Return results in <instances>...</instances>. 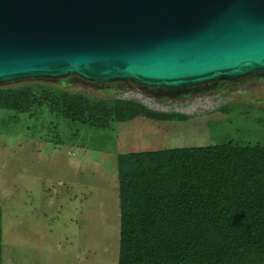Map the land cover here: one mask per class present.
Returning <instances> with one entry per match:
<instances>
[{"label":"rangeland","instance_id":"374dc122","mask_svg":"<svg viewBox=\"0 0 264 264\" xmlns=\"http://www.w3.org/2000/svg\"><path fill=\"white\" fill-rule=\"evenodd\" d=\"M47 86L89 99H130L183 119L94 129L51 117L0 111V264H117L116 156L233 143L264 147V78L154 97L121 83L35 80L0 90ZM186 96L187 100L178 97Z\"/></svg>","mask_w":264,"mask_h":264},{"label":"water","instance_id":"95a60500","mask_svg":"<svg viewBox=\"0 0 264 264\" xmlns=\"http://www.w3.org/2000/svg\"><path fill=\"white\" fill-rule=\"evenodd\" d=\"M264 78V0H0V86L72 79L154 97Z\"/></svg>","mask_w":264,"mask_h":264},{"label":"trees","instance_id":"16d2710c","mask_svg":"<svg viewBox=\"0 0 264 264\" xmlns=\"http://www.w3.org/2000/svg\"><path fill=\"white\" fill-rule=\"evenodd\" d=\"M110 129L137 118L183 119L130 99H89L45 86L0 90V111L42 110ZM117 264H264V147L233 143L116 156Z\"/></svg>","mask_w":264,"mask_h":264},{"label":"flooded vegetation","instance_id":"af4514ba","mask_svg":"<svg viewBox=\"0 0 264 264\" xmlns=\"http://www.w3.org/2000/svg\"><path fill=\"white\" fill-rule=\"evenodd\" d=\"M178 98H180L181 100H187L186 96H182V97H178ZM249 100L251 102H253L254 104H262V103H264V96L256 97V98L249 96Z\"/></svg>","mask_w":264,"mask_h":264}]
</instances>
